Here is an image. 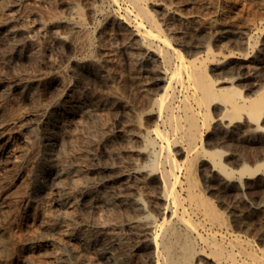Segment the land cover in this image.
Instances as JSON below:
<instances>
[{"label": "bare ground", "instance_id": "obj_1", "mask_svg": "<svg viewBox=\"0 0 264 264\" xmlns=\"http://www.w3.org/2000/svg\"><path fill=\"white\" fill-rule=\"evenodd\" d=\"M11 1L15 2L13 7L19 4L17 0ZM129 2L132 7L121 23L131 30L133 41L128 48L135 50L140 69L149 79L142 85L146 95L144 107L135 112L130 128L122 129L119 138L137 158L110 170L107 181L126 189L119 193V203L111 197L96 195L86 180L76 204L89 210H114L119 205L127 211L126 225L134 239L130 240L122 227H112L116 221H96L95 230L74 227L80 250L94 256L97 264H264V255L254 249L250 240L230 231L228 217L207 193L209 188L241 199L246 188L253 190L258 185L254 183L264 180V87L253 96L239 86L264 68V47L251 56H233L232 64H226V56L224 60L218 57L210 44L195 43L189 54L195 56H187L179 42L176 45L166 33L147 0ZM74 13L64 16L54 11L44 25L50 28L64 19L77 30L74 58L88 72L96 66L95 59L89 56L94 38L87 23L76 19ZM118 14L112 17L117 19ZM19 21L20 17L13 12L0 14L5 37L13 38L20 31V25L15 26ZM22 29L26 30L25 26ZM241 37L244 35L238 36ZM50 47L52 44L40 43L30 36L25 43L15 44V54L25 48L43 54ZM206 47L209 48L204 54L199 53ZM65 71L58 73L53 82L62 91L54 111L39 119L42 135L39 127H29L39 164L33 175L35 183L20 193V186L7 188L0 182L3 199L11 197L16 202L14 213L0 208V264H9L16 252L15 222L35 211L48 189L70 172L61 148L70 134L72 118L79 110H86L87 102L69 93L71 80ZM211 71L221 75L214 76ZM251 83L253 88L260 82ZM21 88L28 92L31 85ZM0 89L3 94L9 90L5 85ZM5 114L7 107L0 103V153L7 151L4 138L9 122ZM241 143L263 145L260 152L252 155L253 165L234 147ZM56 204L63 205V200L58 199ZM23 206L31 207L22 210ZM251 211L260 212L264 218V194L252 203ZM56 227L54 224L53 228ZM67 248L76 252L75 247ZM80 259L77 264H81L83 257Z\"/></svg>", "mask_w": 264, "mask_h": 264}, {"label": "rangeland", "instance_id": "obj_2", "mask_svg": "<svg viewBox=\"0 0 264 264\" xmlns=\"http://www.w3.org/2000/svg\"><path fill=\"white\" fill-rule=\"evenodd\" d=\"M147 2L166 33L175 44L179 42L178 46L187 56H191L195 43L210 44L218 57L224 60L226 56V64H232L233 56H251L264 47V0ZM14 3L0 0V14L13 12L20 17L15 25H20V31L13 38L5 37L0 28V86L9 89L5 94L0 91V103L7 107L4 116L9 122L4 138L7 151L0 153V182L7 188L20 186V193L35 183L33 175L39 164L35 138L29 127H39L40 117L54 111L62 93L60 86L53 83L58 73L66 69V77L71 80L69 93L81 96L87 106L85 111L79 110L72 118L70 134L62 144L61 153L70 172L48 189L35 211H29L27 217H20L13 225L18 241L9 264H77L81 256V264H97L94 256L80 250L73 235L75 226L95 230L97 222L116 221L112 227H122L130 240L134 239L126 225L127 211L119 205L114 210H89L76 204L86 180L96 195L111 197L119 203V193L126 189L121 184L107 181L110 170L137 158L119 138L122 129L130 128L135 112H141L144 107L146 95L142 85L149 79V75L140 69L135 50L128 48L133 41L131 30L121 23L132 6L129 0H17L19 4L13 7L11 4ZM32 9L37 12L32 13ZM54 11L64 16H70L74 11L75 18H82L91 29L94 41L89 56L96 64L92 70L87 72L74 58V42L79 36L75 28L64 19L45 28L46 17ZM116 13L119 16L114 19L112 15ZM225 34V39L218 41L217 38ZM241 34L244 37L240 39ZM30 36H35L40 43H50L52 47L43 54H36L29 48L15 54V44L25 43ZM208 48H202L199 53L204 54ZM211 72L214 76L221 75L219 71ZM252 80L260 83L251 88ZM252 80L240 82L239 86L254 96L264 87V68ZM28 83L31 89L26 92L21 85ZM10 117H14L13 121ZM38 132L42 135L40 127ZM134 143L139 144L138 141ZM234 147L248 157L250 165H253L252 155L263 149L260 143H241ZM255 184L258 185L253 190L246 188L242 192L241 199L209 188L207 193L228 217L230 231L250 240L263 256L264 218L251 208L252 203L264 194V180ZM58 199L63 200V205L56 204ZM15 205L14 199L4 200L0 195V208L6 213H14ZM25 206L22 210L31 207ZM54 224L56 228H53ZM69 246L75 247L76 252L71 253ZM64 252L68 255L64 256Z\"/></svg>", "mask_w": 264, "mask_h": 264}]
</instances>
